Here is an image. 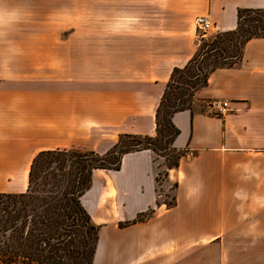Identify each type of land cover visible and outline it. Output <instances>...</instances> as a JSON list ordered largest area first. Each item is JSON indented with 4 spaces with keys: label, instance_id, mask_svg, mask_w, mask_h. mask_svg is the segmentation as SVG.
I'll use <instances>...</instances> for the list:
<instances>
[{
    "label": "crops",
    "instance_id": "1",
    "mask_svg": "<svg viewBox=\"0 0 264 264\" xmlns=\"http://www.w3.org/2000/svg\"><path fill=\"white\" fill-rule=\"evenodd\" d=\"M264 0H0V193L27 191L44 150L106 152L120 135H156L175 68L199 47L194 26L234 30ZM227 100L222 114L209 102ZM193 110L172 115L185 150L160 200L151 149L97 169L81 201L100 226L93 264H264V37L212 71ZM152 211L150 215H145ZM141 215V218H140ZM206 248L213 253H207Z\"/></svg>",
    "mask_w": 264,
    "mask_h": 264
},
{
    "label": "trees",
    "instance_id": "2",
    "mask_svg": "<svg viewBox=\"0 0 264 264\" xmlns=\"http://www.w3.org/2000/svg\"><path fill=\"white\" fill-rule=\"evenodd\" d=\"M258 37H264V8L239 10L234 30L203 39L188 64L175 68L171 74L156 110V135L143 136L145 147H137L139 140L129 145L136 146L133 148L122 145L124 149L113 164L98 165L93 162L96 160L86 158V161H74V166L61 173L65 164L62 157L67 152L47 150L38 153L30 166L27 191L0 193V264H16L17 257L22 259L19 260L22 264H93L100 226L94 223L81 201V196L91 186L93 170H118L124 154L143 149L155 151L151 146H156L159 135L165 136L172 146L180 133L172 122V115L193 110L195 92L206 85L209 74L218 68L234 66L240 60L245 44ZM199 58L202 61L197 62ZM124 136L120 135L112 146L113 153ZM132 136L135 141L141 135ZM181 156L180 153L178 158ZM178 166L176 160L168 168ZM172 203L174 201L166 202V205Z\"/></svg>",
    "mask_w": 264,
    "mask_h": 264
},
{
    "label": "rangeland",
    "instance_id": "3",
    "mask_svg": "<svg viewBox=\"0 0 264 264\" xmlns=\"http://www.w3.org/2000/svg\"><path fill=\"white\" fill-rule=\"evenodd\" d=\"M200 61H202L201 58L197 59V62H200ZM195 64H197V63H194V65ZM186 88H188V86H186ZM196 93H197V91L195 92V94ZM194 98L196 99V96ZM197 107H198V104H196V102L192 104V109H196ZM132 135H136V134H125V136L122 138V143L119 144V147L115 149V151H114L115 153H113L111 151L113 147H111L106 152H98L95 150H66V149L60 150V149H56L58 151L67 152L66 155L62 157L65 160V164L63 166L64 169L62 170L61 173H66L69 170V167L71 165L74 166L75 165V164H73L74 161H86L87 160L86 158H88V160L89 159L96 160L93 162H97L98 165L99 164L100 165L113 164L115 162V159L120 156V151L122 149H124L123 146H128L127 148L136 147V146H129V145L131 143L138 142V140L140 141V143H139L140 146H137V147H145L146 139L143 138L144 135H141L140 137L137 136V138H135V141H134V138ZM118 140H119V138H118ZM156 142H155L156 146H151V147H153L156 151L155 152L152 150L156 155V163L158 164V167H159L158 176H157L159 180L157 182H158V190L160 193V200L166 204V202H173L174 201V199H175L174 189L176 187L175 183H167V181H166L167 178L169 177L171 170L176 169V168L170 169V168H168V166L170 164L174 163L176 160H178L180 163L181 158L179 159L178 155L180 153L182 155H184L185 150H178V149L173 148L168 143V139L163 135H159L157 137ZM158 143H161V146H159ZM44 151H47V150H44ZM40 152H38V153H40ZM89 152H94V153L92 154ZM38 153L36 154V156L38 155ZM84 154H86V155H84ZM32 162H33V160H32ZM89 163H92V162L89 161ZM95 170H97V169H94L93 172ZM112 170H116V169H112ZM93 172H92V177H93ZM165 173H167L168 176H166ZM77 176L80 177L79 173L77 174ZM3 201H8V199L3 198ZM99 233H100V231H99ZM9 234H12V232H10ZM206 252L207 253H213L212 249H209V248H206ZM15 260L17 261L16 264H22L19 262V260H22L21 258L17 257V258H15Z\"/></svg>",
    "mask_w": 264,
    "mask_h": 264
},
{
    "label": "built area",
    "instance_id": "4",
    "mask_svg": "<svg viewBox=\"0 0 264 264\" xmlns=\"http://www.w3.org/2000/svg\"><path fill=\"white\" fill-rule=\"evenodd\" d=\"M194 26L197 32V37L199 39V45L203 39H208L215 36L213 33L212 22L208 15H198L194 19ZM209 106L212 111L216 114H222L228 109L227 100L214 99L209 102Z\"/></svg>",
    "mask_w": 264,
    "mask_h": 264
}]
</instances>
